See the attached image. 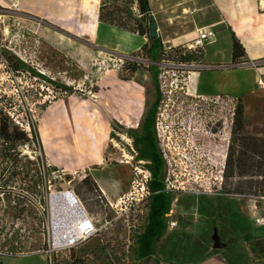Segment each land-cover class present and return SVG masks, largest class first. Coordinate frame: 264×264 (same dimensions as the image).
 <instances>
[{
  "label": "rangeland",
  "instance_id": "1",
  "mask_svg": "<svg viewBox=\"0 0 264 264\" xmlns=\"http://www.w3.org/2000/svg\"><path fill=\"white\" fill-rule=\"evenodd\" d=\"M116 6L126 13L117 14L115 20L135 30V20L126 18V14L137 15V6L130 0H117ZM109 8L108 11L113 9ZM81 19L87 21L89 15H83ZM50 27L58 28L51 23L46 25L32 20L17 3L12 4L8 0L0 5V108L8 111L29 134L30 142L19 150L22 156L38 164L37 170L42 179L40 187L45 199L43 208L39 196L22 205L0 200V252H37L46 256L52 212L54 215V207L61 205L52 204V197L71 192L93 220L97 231L76 249L52 254L53 264L136 263L135 238L145 224L147 213L144 178L148 172L144 168L146 162L136 158L132 136L139 132L142 121L137 123L138 117L134 119L126 112H120L123 115L118 119L121 124L112 119L105 166L94 171L95 175L105 174L109 185L105 183L112 188V191H107L111 198L103 195L94 183V176L88 172L67 175L51 167L35 135L42 108L54 97H60L64 90L70 94L90 93L110 72H116L122 79L129 78L131 73L127 67L136 64L139 69L148 71L150 76L152 72L158 73L157 85L165 106L159 111L162 116L156 115L155 131L159 148L164 154L162 177L171 202V210L165 220L167 226L171 223V227L175 226V237H182L183 241L188 238L187 243L180 246V252L199 248L202 241L205 248L215 251L213 237L216 233L223 245L222 249L216 251H221L238 264H264V256L257 257L249 248L252 243L264 242V227L254 224L253 201L248 199L254 194L264 195V178L256 176L254 169L241 178L231 175L228 165L224 168L223 151L214 150V155H207L206 148L200 149L195 144L198 138H208L205 132H208L211 118L221 114L226 118L225 129L220 136L222 140L225 139L226 154L235 137L227 107L215 106V109L210 107L208 110L196 104L194 96H185L182 94L184 91L179 90L183 87L188 93V74L186 70H177L176 66L180 64L176 60L186 59L188 54L182 50L172 52L166 45L159 50L158 60L151 63L148 43L134 57L130 54L124 58L86 46L84 39ZM164 48L169 53L162 57L160 53ZM8 57L16 58L44 79L32 77L27 72L14 75L8 65ZM145 71L140 70L138 76H146ZM148 102L150 104L152 100ZM241 105L242 128L238 136L264 140V92L248 96L241 101ZM112 114L113 110H110V119L113 118ZM191 142H194L193 146ZM242 150H245L244 146ZM8 180L7 174H0V193L11 191L25 194L23 187L28 182L26 179L19 175L10 182ZM220 186V193L225 196L204 193L208 188L217 193ZM126 194L131 204L119 210L120 206L115 207V203ZM172 219L188 220L183 225L188 231L182 226L176 229L177 224ZM199 235L200 239L196 238ZM45 256L43 261L47 264Z\"/></svg>",
  "mask_w": 264,
  "mask_h": 264
},
{
  "label": "crops",
  "instance_id": "2",
  "mask_svg": "<svg viewBox=\"0 0 264 264\" xmlns=\"http://www.w3.org/2000/svg\"><path fill=\"white\" fill-rule=\"evenodd\" d=\"M7 1L0 0V5ZM10 1L17 3L32 20L56 25L57 29L50 28L80 37L86 46L99 51L127 56L147 43L146 37L99 23V0ZM147 1L163 46L188 44L200 29L215 33L214 41L202 47L200 58L190 60L188 64L191 65H180L187 71L186 89L190 95L201 98L226 96L243 101L257 92L256 72L249 64L264 63V0ZM83 15H89V20L82 21ZM233 38L245 54L236 61H232L231 56ZM140 70L145 71L136 70L130 79H122L116 72H110L102 77L94 91L75 92L51 102L36 124V135L47 163L67 175L88 172L94 176V183L106 198L112 197L107 193L112 188L107 187L105 174L95 175L94 171L105 166L112 119L121 124L118 119L126 112L134 119L138 117L139 123L155 101L154 82L148 71H145L146 76H138ZM259 71L264 73V66ZM149 99L152 100L150 104ZM110 110H113L111 119ZM174 222L176 229L182 226L188 231L183 226L188 220ZM172 224L156 243L155 255L136 264H238L221 251L205 248L203 241L199 248L180 252V246L183 247L188 238L183 241L182 237H175ZM168 241L172 243L168 244ZM44 256L37 252L0 256V264H45Z\"/></svg>",
  "mask_w": 264,
  "mask_h": 264
},
{
  "label": "trees",
  "instance_id": "3",
  "mask_svg": "<svg viewBox=\"0 0 264 264\" xmlns=\"http://www.w3.org/2000/svg\"><path fill=\"white\" fill-rule=\"evenodd\" d=\"M130 1L137 6V15L127 13L126 18L135 20L137 25L135 30L128 28L127 24L115 20V16H117V14L126 13L123 10V12H121V10L115 8L117 7V0H101L98 12V22L141 37H146L147 43L142 45L138 52L143 51L147 47V44L150 43L148 53L150 55L151 63H153L158 60L159 50H161L163 45L158 37L155 39H150L148 37L150 17L148 1ZM109 7L113 9L108 11L110 9ZM186 45L187 43L175 47L168 46L167 48L172 52L182 50L189 55H187L186 59L176 60V62H179L178 64L180 65H191L188 64L189 61L193 58H200L202 54V48L189 50ZM163 50L164 51L160 53L162 57L164 54L168 55L169 53L165 52V48ZM138 52L132 53L131 56L134 57ZM180 53L181 52H179V54ZM244 55L242 46L235 38H233L231 48L232 61H236V59L243 57ZM7 61L14 75H18L20 72H27L32 77L44 79L42 75L37 74L16 58L8 57ZM127 68L130 70L131 75L129 78L125 79H130L132 74L139 69L136 64H131ZM151 76L155 86V101L152 104L151 109L143 118L142 123L139 125V132L132 136L133 148L136 151V158L140 161L146 162L144 166L145 170L148 172L146 188L149 191V196L146 198L147 213L145 224H143L141 232H139L135 238L134 259L136 263L146 258H152L155 255V245L161 239L167 228L165 216L171 210V202L169 200L168 193L165 191L166 188L162 177L165 162L160 158L158 153V140L156 138L155 131L157 120L156 108L161 102H163L162 93L157 85L158 73L156 74V72H152ZM182 91H184L182 94L189 96L185 93L183 87ZM39 94L41 96V93ZM69 95H71L70 92L64 90L60 97H54L53 101ZM194 97L197 102L196 104H200L203 108L208 109L212 105L218 106L217 104H214L211 98ZM220 100L231 104V107L228 105L227 108L231 116L230 126L233 127L232 135L235 137L234 141L228 147L225 167L228 165L231 169V175L235 174V176L239 178L247 173H250L253 169L257 173L256 176L264 178V140L257 137L242 138L241 135L238 136V131L242 128L241 120L243 106L241 105V100L226 96H220ZM50 103L51 102L46 104L42 110L44 111ZM206 103H209V105L206 106ZM29 142L30 138L28 132L25 131L21 125L10 116L8 111L0 108V174L8 175L9 180L7 182H10L11 179H14L19 175L22 176V179H26L28 181L23 187L25 194L5 191L0 193V200L6 201L9 204L14 203L16 205H22L24 202H29V199L39 196V203L43 208L45 205V199L43 197V190L40 187L42 185V179L39 171L37 170L38 164L34 160L28 159L26 156H22L21 151L19 150L21 146H24ZM243 146L245 148L244 151L242 150ZM238 168L239 170L237 172L236 170ZM254 196L257 195L254 194ZM249 248L252 253L256 254L257 257L264 256V242L252 243L249 245ZM74 249L76 248L71 250ZM15 255L16 254H12L11 256Z\"/></svg>",
  "mask_w": 264,
  "mask_h": 264
},
{
  "label": "built area",
  "instance_id": "4",
  "mask_svg": "<svg viewBox=\"0 0 264 264\" xmlns=\"http://www.w3.org/2000/svg\"><path fill=\"white\" fill-rule=\"evenodd\" d=\"M214 38H215V33L212 30L200 29L197 30L195 37L190 43L186 45V47L187 49L202 48L205 44L213 42ZM249 65L256 72L255 85L257 92H264V73H261L259 71L260 67L264 66V63H250ZM176 68L177 70H184L182 67H180V65H177ZM179 90H182V87H180ZM211 100L214 102V104H217L218 106L221 107H228V105L229 106L231 105L229 102L221 101L220 96L213 97L211 98ZM208 105L209 103H206V106ZM60 172L61 174L63 173L62 171ZM144 180L146 183V181L148 180V174L147 177L144 178ZM220 190H221V186L218 187L217 193L211 192V189L208 188V190H205L204 193H208V194L212 193V195H216V196H225V194L220 193ZM165 191L167 192L168 190L165 189ZM148 196H149V191L147 190V188H145L144 199H146ZM235 197L243 198L242 196H236V195ZM248 199L253 201L252 209H253L254 224L257 227H264V195L251 196ZM130 204L131 203L129 202L128 196L126 194L122 196L119 200H117V202L115 203V207L120 206L119 210H122V208L129 207ZM64 208L66 209L65 206ZM68 223L69 220L66 217H63L55 221V217L52 212V216H51L52 229L48 239V248L45 251L48 264H53L52 254L60 251H70L71 249L76 248L78 245L81 244V242H84L85 240L90 238V236H92L97 231L93 220L90 219L83 210L81 212L80 217L77 218V224H78L77 231L79 235L76 236L74 233L71 234L67 232ZM23 254H27V253H21L16 255H23ZM11 255L12 254L8 252H0V256H11Z\"/></svg>",
  "mask_w": 264,
  "mask_h": 264
},
{
  "label": "flooded vegetation",
  "instance_id": "5",
  "mask_svg": "<svg viewBox=\"0 0 264 264\" xmlns=\"http://www.w3.org/2000/svg\"><path fill=\"white\" fill-rule=\"evenodd\" d=\"M188 95L192 96L190 94H188ZM163 106H165L163 104V102H161L158 105V107L156 108V115H159L160 117L162 116L159 113V111L162 110ZM151 107L152 106L149 107L147 112L151 109ZM211 109H215V105H212ZM208 110H210V109L208 108ZM210 122L211 123H210V126L208 127V132H205L206 135H208L207 136L208 138H206V139L198 138L196 140L195 144H197L200 149L206 148L205 151L207 152V155H208V153L209 154L212 153L214 155L215 154L214 150L223 151V153H224L223 160H224V167H225V161H226V156H227V154H226L227 148H226L225 142H224L225 139L222 140L220 136L222 135V132L225 129L224 125L226 124V118L221 114V115H218L216 118H211ZM132 143H133V141H132ZM223 143H224V145H223ZM191 144L193 146L194 142H191ZM157 148H158V153L160 155V158L162 160H164L163 151L159 148L158 143H157ZM131 149L133 150V148H131Z\"/></svg>",
  "mask_w": 264,
  "mask_h": 264
},
{
  "label": "bare ground",
  "instance_id": "6",
  "mask_svg": "<svg viewBox=\"0 0 264 264\" xmlns=\"http://www.w3.org/2000/svg\"><path fill=\"white\" fill-rule=\"evenodd\" d=\"M125 164H127L126 161ZM77 200L78 199L72 193L69 192L54 195L52 197V204L54 205L56 203L61 204L58 208L54 207L56 210L54 213V215H56L55 221L63 217H66L69 220L67 232L71 234L74 233L76 236L79 235L77 231L78 229L77 218L80 217L82 210L84 211L83 207L79 204ZM64 206L66 207V209L64 208Z\"/></svg>",
  "mask_w": 264,
  "mask_h": 264
},
{
  "label": "water",
  "instance_id": "7",
  "mask_svg": "<svg viewBox=\"0 0 264 264\" xmlns=\"http://www.w3.org/2000/svg\"><path fill=\"white\" fill-rule=\"evenodd\" d=\"M148 37L150 39L157 38L156 26H155V23H154V19L151 16L149 17V33H148ZM103 52H106V53H109V54L113 53V52H108V51H103ZM121 57L125 58V56H122V55H121ZM222 247H223V245L220 243L219 238H218V236L215 233L214 237H213V248L215 250H220V249H222Z\"/></svg>",
  "mask_w": 264,
  "mask_h": 264
}]
</instances>
